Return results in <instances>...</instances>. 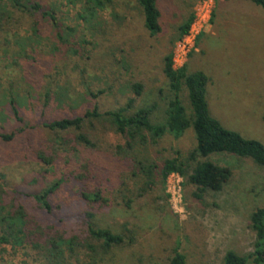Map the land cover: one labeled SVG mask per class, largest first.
Instances as JSON below:
<instances>
[{
    "label": "rangeland",
    "instance_id": "374dc122",
    "mask_svg": "<svg viewBox=\"0 0 264 264\" xmlns=\"http://www.w3.org/2000/svg\"><path fill=\"white\" fill-rule=\"evenodd\" d=\"M34 1L54 13L58 25L47 18L40 23V38L25 45L30 58L13 64L18 47L0 39V218L21 209L25 221L22 245L0 243V264H170L176 252L184 264H223L227 251L251 252L249 218L264 207V166L211 153L200 159L229 168L231 176L220 191L201 193L187 177L160 175L165 159L194 149L192 127L178 138L166 132L156 143L124 151L125 137L105 117L79 130L42 124L94 107L114 111L129 100L128 114L151 108L149 121L163 123L172 98L164 59L171 54L174 68L207 76L205 99L214 119L264 146V9L246 0H158L161 29L150 35L136 0H110L95 27L67 0ZM191 13L188 34L177 39ZM27 29L24 19L17 31L25 36ZM10 97L22 123L11 114ZM179 98L190 114L184 86ZM10 134V140L1 137ZM139 161L156 165L149 179ZM48 188L46 209L36 196ZM96 192L101 198L93 201ZM89 224L124 241L105 251L89 236Z\"/></svg>",
    "mask_w": 264,
    "mask_h": 264
},
{
    "label": "trees",
    "instance_id": "16d2710c",
    "mask_svg": "<svg viewBox=\"0 0 264 264\" xmlns=\"http://www.w3.org/2000/svg\"><path fill=\"white\" fill-rule=\"evenodd\" d=\"M136 1L143 12L145 29L150 35H155L161 29L159 21L160 11L157 6L158 0ZM246 1L264 9V0ZM109 2L110 0H67L68 5L78 7L77 17L91 24L92 27H95L98 12L103 10ZM45 18L49 19L53 25H58L56 15L43 10L42 6L34 0H0V39L5 45L9 46L11 42L18 47L12 52L13 64L17 65L18 58H30L31 54L25 50V45L28 44L31 47L40 38L39 27ZM24 19L27 21L29 29L26 30L27 34L22 36L18 33L17 28L21 26ZM193 20L194 15L191 13L178 26L177 39H181L188 34ZM13 26L17 28L13 29ZM163 71L168 79L172 98L169 100L165 111V121L161 124H152L149 121L151 108H140L132 114H128L127 111L131 107V100H129L126 106L114 111L100 113L94 107L91 110H86L81 115L43 122L42 126L51 131L79 130L85 121L91 122L92 120L105 117L114 131L125 137L126 149L124 151L132 150L136 144L156 143L166 132L178 138L187 128L192 127L196 140L194 149L184 158L177 156L165 159L160 168V175L163 179L172 173L187 177L188 181L195 185L201 193L205 191H220L231 176L229 168L200 159L207 157L211 153H232L240 157L250 158L255 164L264 166V146L262 143L254 139L244 138L236 131L223 127L219 121L210 115L205 99V87L208 78L203 72L187 73L184 66L174 68L171 54H168L164 59ZM182 86L187 91L190 114L186 112L179 98V91ZM138 91L139 85L136 87V92ZM8 105L15 121L22 123L16 99L10 97ZM13 135H1V137L10 140ZM77 139L88 146H93L84 134H78ZM118 148L121 150V146ZM138 165L140 171L148 179L153 173V169L156 168L154 164L145 165L140 161ZM51 191L52 188H48L36 196L38 202L46 209H49L47 196ZM94 195L95 198L91 199L90 194H84L86 198L93 201L101 198L99 192ZM0 222L3 226L0 243H10L12 246L22 245L25 237V221L21 209H17L12 214L0 218ZM249 223L254 233L252 251L246 255L227 251L223 257V264H264V207H258L252 211ZM88 234L91 238L100 241V246L105 251L124 241L122 235L114 234L109 229L94 227L91 224L88 226ZM68 243L71 245V242ZM52 246L56 249V255L62 253L59 249L60 243L58 241H53ZM170 264H184V256L176 252Z\"/></svg>",
    "mask_w": 264,
    "mask_h": 264
}]
</instances>
